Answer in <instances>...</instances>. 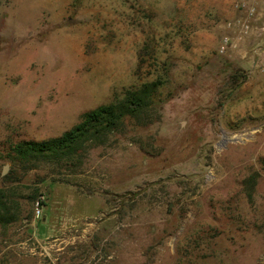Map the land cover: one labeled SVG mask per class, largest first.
Instances as JSON below:
<instances>
[{"label": "rangeland", "instance_id": "obj_1", "mask_svg": "<svg viewBox=\"0 0 264 264\" xmlns=\"http://www.w3.org/2000/svg\"><path fill=\"white\" fill-rule=\"evenodd\" d=\"M263 64L264 0H0V264H264ZM151 82L76 171L9 160Z\"/></svg>", "mask_w": 264, "mask_h": 264}, {"label": "trees", "instance_id": "obj_2", "mask_svg": "<svg viewBox=\"0 0 264 264\" xmlns=\"http://www.w3.org/2000/svg\"><path fill=\"white\" fill-rule=\"evenodd\" d=\"M158 83L151 82L139 88L126 90L108 104L83 113L79 122L60 136L42 141H19L11 147L9 160L25 170L48 164L55 168L76 171L83 164L91 148L107 145L111 137L122 131L126 120L144 126L151 122L148 111L153 104ZM254 184V178H250ZM246 182H249L247 180ZM7 207L0 203V211ZM9 216L0 214V222L7 223Z\"/></svg>", "mask_w": 264, "mask_h": 264}, {"label": "built area", "instance_id": "obj_3", "mask_svg": "<svg viewBox=\"0 0 264 264\" xmlns=\"http://www.w3.org/2000/svg\"><path fill=\"white\" fill-rule=\"evenodd\" d=\"M256 3L254 1H248V2H241L238 3L236 6L237 8H241L244 12H245V16H246V21H244L242 23V30L243 31H247L249 28V24L247 23V21L249 19H253L255 18V14H256V8H255ZM227 41H224V43L219 47V53H224L227 49ZM258 55V54H257ZM261 67H263L264 70V64L261 65ZM40 210L37 209V214H39Z\"/></svg>", "mask_w": 264, "mask_h": 264}, {"label": "water", "instance_id": "obj_4", "mask_svg": "<svg viewBox=\"0 0 264 264\" xmlns=\"http://www.w3.org/2000/svg\"><path fill=\"white\" fill-rule=\"evenodd\" d=\"M8 172V165H4L1 171V175L4 176Z\"/></svg>", "mask_w": 264, "mask_h": 264}]
</instances>
